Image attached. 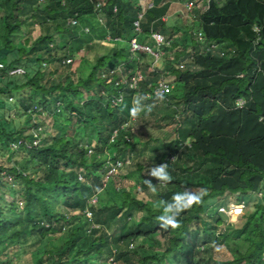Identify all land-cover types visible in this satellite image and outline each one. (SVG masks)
I'll return each instance as SVG.
<instances>
[{"label": "trees", "instance_id": "1", "mask_svg": "<svg viewBox=\"0 0 264 264\" xmlns=\"http://www.w3.org/2000/svg\"><path fill=\"white\" fill-rule=\"evenodd\" d=\"M96 3L0 0V63L4 66L0 68V155L14 144L26 153L20 162L0 161V264H22L23 252L36 253L33 264H187L190 257L197 264L194 258L208 240L199 244L191 227L206 215L214 217L206 214L208 205L229 196L253 210L239 217L240 229L220 234L231 254L221 264H264V37L256 42L253 30L256 24L264 29V0L221 4L211 0L199 16L196 31L202 32L204 40L219 44L225 55L192 54L185 70L167 64L175 86L169 94L153 98L146 97L154 88L153 77L165 74L156 72L153 61L143 67L142 61L152 57L145 53L136 57L129 47H102L99 42L107 36L120 37L121 25L133 30L140 6L129 0H107L100 9L111 22L104 25L97 17ZM168 9L169 3L149 9L141 36L164 32ZM71 18L78 23H69ZM32 21L40 33L34 38L24 35ZM193 38L197 44L195 33ZM96 51L97 60H89ZM176 57L181 62L190 54L177 52ZM66 59L72 61L63 63ZM72 62L69 74L58 83L45 76L46 66ZM117 63L124 64L128 77L147 70L138 91L115 86L117 74L103 77ZM16 67H24L26 73L10 76ZM120 94L123 101L113 105ZM238 98L246 100L243 108H237ZM133 106L144 107L141 116L150 111L165 125L180 121L174 140L143 144L157 165L176 155L165 166L170 178L159 188L153 177L147 178L153 183L147 187L142 174L131 185L118 184L120 175L107 176L104 169L117 170L108 162L136 166L123 176L127 180L143 171L144 152L135 148L131 130L125 126ZM34 114L53 119L44 139L39 122H33ZM36 140L39 143L33 145ZM110 148L116 149L113 158L108 157ZM175 168L187 177L177 178ZM7 178L12 182L5 183ZM183 194H197L199 202L180 207L175 227H162L159 218L181 206ZM137 213L134 226L113 234ZM214 222L219 225L223 219ZM156 233L168 240L165 245L130 249L139 237Z\"/></svg>", "mask_w": 264, "mask_h": 264}, {"label": "rangeland", "instance_id": "2", "mask_svg": "<svg viewBox=\"0 0 264 264\" xmlns=\"http://www.w3.org/2000/svg\"><path fill=\"white\" fill-rule=\"evenodd\" d=\"M104 1V3L107 0H102ZM134 1V0H132ZM137 3L140 2L139 5L141 11H143L144 9L147 8V6L150 4V6L152 5L151 3H158V4H164L165 2H174V6L173 9L171 10V12L169 13V16L171 18L170 21H167V27L164 30V32H162L163 35H165V37L167 38V40H171V44H167L165 46H163V49L165 51V54L161 57V59L156 63V61L154 60V58L152 59H144L142 61V65L143 67H145V63H151V61H153V65L155 66V70L157 72H163L165 75L161 76V77H168L169 80L172 81V86L174 88L175 83H174V76L172 73H167L169 72L166 68L167 64H170L172 66H175V68L177 67L179 61L178 58L176 57V53L177 52H187L190 54V58H192V54H196L198 52H202L201 47L202 45L198 42L197 44L193 43V37H194V33H196L198 25H199V16L200 14H202L205 10L203 3L201 2V0H136ZM192 1V3L190 2ZM151 2V3H150ZM41 4V3H40ZM43 4V3H42ZM41 4V5H42ZM191 4V5H190ZM137 5V4H136ZM144 8V9H143ZM143 9V10H142ZM193 11V13H192ZM145 12V10H144ZM172 16V17H171ZM189 16V17H188ZM111 18H108L107 14L104 11V21H107V24L109 22H111L110 20ZM85 29V28H84ZM30 30H33L32 32H30ZM122 31H124V33L128 34H133V30H127V28L123 27ZM26 33V34H25ZM173 33V34H172ZM29 34V35H28ZM39 29L36 26V23H34L32 21V23H30L29 25H26L25 29H24V35H28L30 38H34L37 35H39ZM170 34H172L170 36ZM134 35H136V33H134ZM129 37V35H125V38ZM102 44H109V43H113V41L111 42V40L108 38V36L106 37L105 40L103 41H99ZM110 44V45H111ZM126 47H128V42H124L123 43ZM175 44V45H173ZM98 52L101 53V51L98 49ZM96 52H92L89 55V60L91 61H96L97 60V56L98 53ZM79 60V57H77ZM123 59H126V55H123ZM77 60V61H78ZM192 60V59H191ZM190 60V61H191ZM77 61L74 63L73 68H75V64L77 63ZM72 64L71 63L70 66H61L58 64H53L49 67H45V76L50 78V81L54 84V83H58L59 81L62 80V78L66 75L69 74L70 72V68H72ZM113 68H117V66H113ZM147 70L141 71V72H145ZM140 70L135 71V74L137 75V73H141ZM134 74V75H135ZM159 76H154L153 80L157 81L159 78H161ZM25 102L27 104H30V106L32 105V102L30 101V99H28L27 97L25 98ZM137 105L139 104L138 102L136 103ZM34 108V107H32ZM142 108L139 106L137 109L133 106V109H135V115H132L129 119L127 128H130L131 130V142L136 144L135 148H140L143 150L144 154H143V161L142 162V168L143 171L141 170V172L136 171L135 173H133L131 175L130 178L124 179L123 176L128 175V169L130 170H134L137 169L136 166L133 165H124L122 163V166L120 168H118L117 170L111 169L109 170V168L105 167L104 169L106 170V174L107 176H109L111 174V176H113L114 174H116L115 177H117L118 175V184L119 183H123L126 184V182H129L130 185L132 183H135V180H137L140 176V174H142L141 177L143 178H149L150 176L148 175V169L150 167H154L157 165V161L154 160L151 157V153L150 150L148 148V145L146 148L143 147V144L150 143L151 145H155L153 143L155 142H151V141H155V140H160V141H164V142H169L174 140L177 137V128L179 127V122L177 121L176 124H171V125H165L162 121H160L158 116L152 115L150 113V111L146 112L144 115H140V113L142 112ZM182 118V116H181ZM39 122V127L41 126V130H39V132L41 133V135L43 136V139L45 138V129L46 127H51L53 125V119L51 116L45 115V114H34L33 115V122ZM34 130V128H33ZM158 142V141H156ZM140 144V145H138ZM12 150H9L8 153H5L6 155L1 156L0 155V161H4L5 163H15V162H20L22 161L25 156L26 153L23 151H18V149L12 145ZM108 153V157L109 158H113L116 154V149L115 148H110L107 151ZM170 156H175V154L170 155ZM158 166V165H157ZM111 172V173H110ZM175 176L177 178H186L187 176L183 173H181L177 168H175ZM118 174V175H117ZM201 177L198 176L196 179L198 180ZM153 181L155 182V186L157 188L160 187V184H164L167 183V180H161L158 182L157 178H152ZM105 180H106V176H105ZM5 183H11V179L7 178L5 180H3ZM162 182V183H161ZM10 185V184H8ZM129 185V184H128ZM140 186H138V190H140L139 188ZM6 193L7 189H5ZM104 198L107 197V194H103ZM145 196L144 194L139 195V197H143ZM258 197H261V194H258ZM108 198V197H107ZM106 200V199H105ZM239 202H243V201H238L236 199V196H229L228 199H224V200H220V201H214V203L212 205H208L207 208V212L206 214H213L214 217L212 216H208L206 215V217L204 219H200L199 222H197L194 226L195 227H191V229L198 234V238H199V244H201L204 240V238H206L208 240L207 244H206V248L200 252H198V254L196 255V257L194 258V262L197 264H221L222 261H224L225 259L231 258V254L230 252L224 247V245L222 244L221 241V235L225 232H232L234 233L236 230L240 229V227L237 225L239 223L236 224V222L240 219L237 218L235 216H229V218L222 212H220L219 208L222 206H226L229 204H235V203H239ZM97 205H99V202L97 203ZM247 205V204H246ZM253 209H251L249 206H246V209L244 211L243 214H245V212H251ZM221 213V216H218L217 213ZM218 217H221L223 219V223L217 225L214 221L215 219H217ZM139 218V213L136 214V216L134 218H132L131 220H125L121 223L120 226H118L116 229H113V234L114 235H118L119 233L124 232V230H126L127 228H130L131 226L135 225L136 220H138ZM235 224V225H234ZM232 225V226H231ZM124 227V228H123ZM168 241L167 239H165L160 233H156L152 236L149 237H139L138 239H136V241L134 242V244L131 245L130 249L134 250L136 247H143V248H151L152 244H161V245H165ZM246 249V246H241V250L244 251ZM36 257V253H26L23 252L22 256H21V260L20 262L22 264H33L34 263V259ZM16 259V258H15ZM17 260V259H16ZM193 263V259L192 257L189 258V260L187 261V264H192Z\"/></svg>", "mask_w": 264, "mask_h": 264}, {"label": "built area", "instance_id": "3", "mask_svg": "<svg viewBox=\"0 0 264 264\" xmlns=\"http://www.w3.org/2000/svg\"><path fill=\"white\" fill-rule=\"evenodd\" d=\"M46 0H40V3H44ZM224 0H216V2H220L223 3ZM211 3V0H208L207 4H203L205 10L204 12L209 8V5ZM191 5V4H190ZM101 6V2L97 3V8ZM145 17V13L143 11L139 12V14L137 15V17L134 19L133 21V31H135L136 35H134L131 40L129 41L130 43V51L136 56L138 57L140 54L145 53V54H149L152 58H154V60L156 61V63L161 59V57L165 54V51L163 49V46L170 44V42L167 40V38L165 37V35H163L160 32H152L150 37L153 40L154 44L151 45L149 43L143 42L141 40H139V36L142 35V22L144 20ZM69 23L71 24H77L78 21L75 18H71L69 20ZM255 34H256V42H259L262 37H264V32H263V28L260 27L259 25H254L253 28ZM85 32L89 31L88 27H85L84 29ZM195 35L197 36V39L199 41V43L202 45L201 47V51H207V52H215L218 53L221 56H224L226 51L223 50L219 44H217L216 42L213 41H206L204 40L203 34L201 31H197L195 33ZM190 59L181 61L177 66L179 69L181 70H185L187 69V66L189 63ZM72 61V59H66L64 60L63 63L67 62L70 63ZM123 65H118L117 68H111V69H107L104 73H103V77H106L109 74H117V78L115 79V86H126L129 87L131 89L134 90H138L139 88V82L140 80L143 78V76L140 73H137V75H133L131 77H128L124 74L123 69H122ZM3 64L0 63V68H3ZM26 73V69L24 67H16L13 68L12 70H10L9 75L10 76H20V75H24ZM243 76V74L241 75ZM172 81L168 79V77H161L159 78L155 84H154V88L152 89L151 92H149L147 94L146 97L148 98H153V97H159V96H163L165 94H169L172 89ZM123 95L120 94L119 96H117L116 98L113 99V105H119L122 101H123ZM246 104V100L244 98H238L236 100V106L237 108H243ZM128 123L125 125L127 126ZM117 135V131H114V134L112 136V140H114V138ZM21 142H19L20 145ZM39 143L38 140L33 142V145H37ZM15 147L18 146V144H14ZM30 146H32L30 144ZM90 152H92V150H90ZM176 159L175 156H169L162 164H165V166L167 165L168 162H173ZM108 164L111 166V168H116L118 169L120 167V162H117L116 165L112 164L111 162H108ZM162 183V182H161ZM165 184V183H164ZM162 184V185H164ZM94 201H96V199H94ZM246 203L245 202H239V203H235V204H229L226 206H222L219 208L220 212L224 213L228 218L229 216H235L237 218H239L240 216L243 215L245 209H246ZM89 217L91 216V213L88 212L87 214Z\"/></svg>", "mask_w": 264, "mask_h": 264}, {"label": "crops", "instance_id": "4", "mask_svg": "<svg viewBox=\"0 0 264 264\" xmlns=\"http://www.w3.org/2000/svg\"><path fill=\"white\" fill-rule=\"evenodd\" d=\"M129 1H131L132 3H133V5L134 6H139L141 3L140 2H138L137 3V1L136 0H134V1H132V0H129ZM141 1V0H140ZM98 2H101V6L100 7H98L97 8V3ZM191 3H192V1H190ZM97 3L95 4L96 6H95V9L97 10V17H98V19H99V21L102 23V24H107V21L105 20L104 21V10L103 9H100L103 5H104V1H102V0H97ZM140 3V4H139ZM151 3V2H150ZM166 3H169V9H168V12H167V15L165 16V17H163V20H164V22L166 23L167 21H170L171 20V18H170V16H169V13L171 12V10L173 9V6H174V2H172V3H170V2H165L164 4H166ZM137 4V5H136ZM152 5L150 6V4L147 6V8L146 9H144L145 10V12H144V10H143V12L144 13H146L149 9H151L152 7H160V6H163L164 4H158V3H151ZM141 6V5H140ZM141 10V9H140ZM114 11H116V8H114ZM192 13H193V11H192ZM139 14V13H138ZM146 15H147V13H146ZM201 15V14H200ZM172 17V16H171ZM189 17V16H188ZM149 19L150 18H148L147 16H145L144 17V20L143 21H149ZM122 26V25H121ZM121 26H119V29L122 31V28H121ZM127 30H130V29H128L127 28ZM134 32V31H133ZM135 33V32H134ZM134 33L131 35L130 33H124V31H122V35L120 36V37H117V38H111V36H108V38L111 40V42L113 41V43L111 44V43H109V44H104V45H108V46H110V44H111V46H113V47H116V48H122V47H126L123 43L126 41V42H128V47L130 46V43H129V41L131 40V39H125V35H129V37L131 36V38L134 36ZM160 33H162V32H160ZM170 36H171V34H170ZM139 38V40H141V41H143V42H146V43H149V44H151V45H153L154 44V42H153V40L151 39V37H150V35H148V36H145V37H143V36H139L138 37ZM168 41L170 42V44H171V40H169L168 39ZM103 44H102V47L104 46ZM102 49V48H101ZM130 49V48H129ZM192 59V58H191ZM180 63V62H179ZM178 63V64H179ZM189 63H192V60L191 61H189ZM124 65L123 63H117V65H115V66H118V65ZM153 67H154V69H156L155 68V66L153 65ZM113 68V67H112ZM111 69V68H110ZM122 69H123V66H122ZM157 72V71H156ZM168 73V72H167ZM143 77H145L146 75H148V72H141L140 73ZM138 91V90H137Z\"/></svg>", "mask_w": 264, "mask_h": 264}, {"label": "clouds", "instance_id": "5", "mask_svg": "<svg viewBox=\"0 0 264 264\" xmlns=\"http://www.w3.org/2000/svg\"><path fill=\"white\" fill-rule=\"evenodd\" d=\"M132 114L135 115V109H133ZM148 175L150 177L157 178L158 182L161 180H168L169 174L166 170L165 164H160L158 166L150 167L148 169ZM145 185L149 188L152 187V181L150 179H144ZM162 185V184H161ZM165 185V184H164ZM183 204L174 209V211L169 216L160 217L161 226L168 227L171 225L175 227V216L179 213L180 207L190 205L194 202H199V195L197 194H183L182 195Z\"/></svg>", "mask_w": 264, "mask_h": 264}]
</instances>
